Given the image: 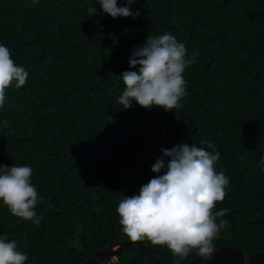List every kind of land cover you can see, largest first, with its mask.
Returning <instances> with one entry per match:
<instances>
[{
    "label": "trees",
    "instance_id": "trees-1",
    "mask_svg": "<svg viewBox=\"0 0 264 264\" xmlns=\"http://www.w3.org/2000/svg\"><path fill=\"white\" fill-rule=\"evenodd\" d=\"M131 8L138 18L113 19L100 0H0V45L28 72L0 107V164L32 169L42 217L36 225L0 202V238L17 242L25 264H82L130 240L119 202L157 175L162 149L182 143L219 152L214 167L229 179L213 209L227 210L215 247L264 250V0H136ZM165 33L195 60L183 73L182 107L122 109L119 76L133 49ZM139 242L161 264L197 256ZM119 260L154 264L135 244Z\"/></svg>",
    "mask_w": 264,
    "mask_h": 264
},
{
    "label": "clouds",
    "instance_id": "clouds-1",
    "mask_svg": "<svg viewBox=\"0 0 264 264\" xmlns=\"http://www.w3.org/2000/svg\"><path fill=\"white\" fill-rule=\"evenodd\" d=\"M135 2L126 0L125 6L118 7L117 0H100V8L113 19H135L140 16L139 11H132ZM37 3L33 0V5ZM95 11L89 8L90 13ZM193 63L195 60L187 57L185 45L171 34L148 36L133 49L130 70L119 76L125 85L119 97L122 109H129L134 103L149 110L154 106L165 111L179 109L180 101L187 95L183 73ZM27 78L28 72L16 65L6 46L0 45V107L5 104L6 89L14 82L15 88H21ZM200 143L213 149L210 142ZM161 151L162 158L151 169L157 175L141 186L139 195L124 196L119 202L120 224L132 242L147 239L153 245H166L180 259L196 250V255L207 262L216 251L213 240L227 224L219 219L227 210L213 211L224 200L229 184L228 177L214 167L220 154L195 143L177 144ZM261 163L264 164V156ZM31 176L29 166L0 164V202L13 216L39 225L42 217L34 209L40 197ZM27 260V254L18 250L15 240L0 238V264H25Z\"/></svg>",
    "mask_w": 264,
    "mask_h": 264
},
{
    "label": "water",
    "instance_id": "water-1",
    "mask_svg": "<svg viewBox=\"0 0 264 264\" xmlns=\"http://www.w3.org/2000/svg\"><path fill=\"white\" fill-rule=\"evenodd\" d=\"M137 245L138 248L147 256H149L154 264H161L158 256L148 246H143L141 242L119 241L112 243L104 249L94 253L93 257L82 264H122L119 261V255L130 245ZM212 258L205 262L198 256L186 264H264V251L249 254L247 252L237 250L232 247H215Z\"/></svg>",
    "mask_w": 264,
    "mask_h": 264
}]
</instances>
